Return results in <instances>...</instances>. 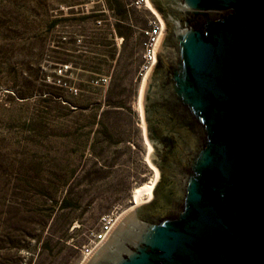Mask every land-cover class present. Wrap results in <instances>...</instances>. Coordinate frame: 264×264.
<instances>
[{
	"label": "rangeland",
	"instance_id": "obj_1",
	"mask_svg": "<svg viewBox=\"0 0 264 264\" xmlns=\"http://www.w3.org/2000/svg\"><path fill=\"white\" fill-rule=\"evenodd\" d=\"M154 18L131 0H0V264H86L102 218L156 189L140 76Z\"/></svg>",
	"mask_w": 264,
	"mask_h": 264
},
{
	"label": "water",
	"instance_id": "obj_2",
	"mask_svg": "<svg viewBox=\"0 0 264 264\" xmlns=\"http://www.w3.org/2000/svg\"><path fill=\"white\" fill-rule=\"evenodd\" d=\"M156 2L163 68L144 113L153 105L193 141L163 203L154 191L86 264H264V0Z\"/></svg>",
	"mask_w": 264,
	"mask_h": 264
},
{
	"label": "flooded vegetation",
	"instance_id": "obj_3",
	"mask_svg": "<svg viewBox=\"0 0 264 264\" xmlns=\"http://www.w3.org/2000/svg\"><path fill=\"white\" fill-rule=\"evenodd\" d=\"M153 1L154 5H151L155 8L154 12L159 14L167 26V22L163 16V9L156 0ZM162 68L163 63L161 60H158L156 72ZM152 77L153 79H158L160 76ZM145 124L147 139L149 138L153 150V154L150 157L159 171V180H157L155 190V202L163 203L162 195L170 187L173 180L172 167L183 156L186 147L193 141V136L189 130L176 127L165 119L151 104L147 106Z\"/></svg>",
	"mask_w": 264,
	"mask_h": 264
},
{
	"label": "built area",
	"instance_id": "obj_4",
	"mask_svg": "<svg viewBox=\"0 0 264 264\" xmlns=\"http://www.w3.org/2000/svg\"><path fill=\"white\" fill-rule=\"evenodd\" d=\"M150 4V0H131V6L139 10L149 9L152 11ZM154 15L155 18L149 23V29L146 31V40L143 43V65L140 71L143 82L147 80V77L158 63L157 51L166 32L165 22L158 14L154 13ZM102 83H108V78H104ZM121 216L114 212L102 218L100 231L93 236L89 256L93 255L106 242L116 226L120 223Z\"/></svg>",
	"mask_w": 264,
	"mask_h": 264
},
{
	"label": "bare ground",
	"instance_id": "obj_5",
	"mask_svg": "<svg viewBox=\"0 0 264 264\" xmlns=\"http://www.w3.org/2000/svg\"><path fill=\"white\" fill-rule=\"evenodd\" d=\"M150 8H151V10L154 12V8H153V6L150 4ZM155 13V12H154ZM145 85H146V81L144 80V82H143V85H142V90H141V107H143V102H142V96H143V94H144V88H145ZM158 171V170H157ZM158 173H159V171H158ZM157 173V174H158ZM159 175V174H158ZM158 178H159V176H158ZM154 190H155V183L154 184H152V185H150V186H147V187H144V188H142V189H139L138 191H137V193H136V197H135V199H136V203H137V205H136V207L137 206H141L143 203H144V199H145V196L146 195H150L151 197L153 196V193H154ZM135 207V208H136ZM134 208V209H135ZM130 213V212H129ZM128 214H126L125 216H127ZM124 216V214L121 216V220L125 217Z\"/></svg>",
	"mask_w": 264,
	"mask_h": 264
}]
</instances>
